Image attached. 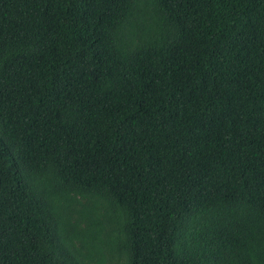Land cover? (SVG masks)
<instances>
[{"label": "trees", "instance_id": "obj_1", "mask_svg": "<svg viewBox=\"0 0 264 264\" xmlns=\"http://www.w3.org/2000/svg\"><path fill=\"white\" fill-rule=\"evenodd\" d=\"M0 264H264V0H0Z\"/></svg>", "mask_w": 264, "mask_h": 264}]
</instances>
